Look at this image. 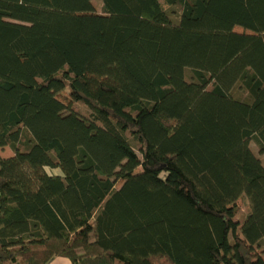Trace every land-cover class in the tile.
<instances>
[{
    "label": "trees",
    "instance_id": "16d2710c",
    "mask_svg": "<svg viewBox=\"0 0 264 264\" xmlns=\"http://www.w3.org/2000/svg\"><path fill=\"white\" fill-rule=\"evenodd\" d=\"M101 2L0 0V264H264V0Z\"/></svg>",
    "mask_w": 264,
    "mask_h": 264
},
{
    "label": "rangeland",
    "instance_id": "374dc122",
    "mask_svg": "<svg viewBox=\"0 0 264 264\" xmlns=\"http://www.w3.org/2000/svg\"><path fill=\"white\" fill-rule=\"evenodd\" d=\"M93 1L97 5V7L100 9L101 0H93ZM174 9L176 10V13H174L173 18L177 22L179 20V14H180L181 8L179 6H176V7H174ZM192 76H193L192 71L190 69H187L186 70V78L191 79ZM235 94L238 96H241V97L245 96V93L243 91H240L239 89L235 90ZM79 111H80V113H86L87 114L88 109L84 106H80ZM133 144H134V142H133ZM251 148L254 151V153L262 160V162L264 164V153H262L260 151L259 146L256 144V142L254 140L251 142ZM8 150H10V149H8ZM6 152H7V149H3V153L5 154ZM239 206H240V214L239 215L241 217H244L248 211V208H249V201H248L246 196L241 197V199L239 201Z\"/></svg>",
    "mask_w": 264,
    "mask_h": 264
},
{
    "label": "crops",
    "instance_id": "0c3cea01",
    "mask_svg": "<svg viewBox=\"0 0 264 264\" xmlns=\"http://www.w3.org/2000/svg\"><path fill=\"white\" fill-rule=\"evenodd\" d=\"M92 2L94 4L95 8L97 9V11H100L101 7H102V2H100V9L97 7V5L94 3L93 0H92ZM4 149H7V152L4 154L3 151L0 149L1 154L4 157H10L12 155V151L8 150L9 149L8 147H6ZM48 264H72V262L66 257H56Z\"/></svg>",
    "mask_w": 264,
    "mask_h": 264
}]
</instances>
